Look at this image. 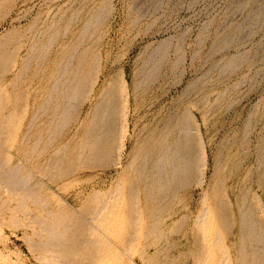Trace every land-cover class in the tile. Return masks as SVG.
I'll return each instance as SVG.
<instances>
[{
    "label": "rangeland",
    "instance_id": "rangeland-1",
    "mask_svg": "<svg viewBox=\"0 0 264 264\" xmlns=\"http://www.w3.org/2000/svg\"><path fill=\"white\" fill-rule=\"evenodd\" d=\"M72 81L67 114L50 92ZM110 89L126 130L100 157L78 146ZM184 115L199 165L138 210L136 165ZM252 224L264 236V0H0V264H264Z\"/></svg>",
    "mask_w": 264,
    "mask_h": 264
},
{
    "label": "bare ground",
    "instance_id": "bare-ground-1",
    "mask_svg": "<svg viewBox=\"0 0 264 264\" xmlns=\"http://www.w3.org/2000/svg\"><path fill=\"white\" fill-rule=\"evenodd\" d=\"M84 55L85 53L82 51L79 55L78 62H81L84 59ZM72 84L73 81L72 83L68 82L60 89H57L55 86L50 92H57V104L55 108H60L63 113L67 114L70 111V104L66 106L64 99H69L71 96L79 98L81 95H86L87 93L85 88L75 89ZM112 91L113 90L110 89L106 93L104 101L99 102L94 109L92 117L94 131L91 136L94 140H97V143H84L82 148L78 146L80 150L90 148L94 150L93 155L99 154L100 157H104L109 153V149L113 147V143L116 140L115 135H117L118 129L123 127L124 131L126 130L125 111L122 114L125 121H122L121 123L117 119L120 112L119 106L121 92L119 93L117 90H114V92ZM78 104L79 103L76 105ZM122 105L124 106V102ZM190 124V119L186 115L181 116L176 122V125H174V128H176L175 130L167 129L169 133L167 138L168 142L164 144L162 141H159L160 143L156 147L149 148L147 151L142 153V158L136 165L138 178H141V181H137L135 186L131 189V195L136 199V208L138 207V210L142 205L145 208L150 202L149 197H143L140 195L141 191H147L150 189H153L154 192L159 191L160 186H163L167 190L175 189L176 187L178 188L190 179L192 171L198 167L199 164L194 158V156H197V152H195L197 140L193 133L190 134L189 132L192 130ZM88 137L89 135L87 138ZM160 139L161 136L159 137V140ZM7 170H9V168ZM12 170L14 171V169H11L10 172H6L13 174L14 172ZM167 196L169 195L162 194V198H166ZM102 206L103 204L100 209H102ZM96 212L98 213V211ZM185 221H188V219ZM252 225V227L249 226L246 229V234L251 237L256 235L257 240L262 244V246L260 249H255L250 253L252 255L255 253L260 256L262 262L264 263V236H257V226L255 224ZM193 252V259H198L201 256V249H199L198 246L195 247Z\"/></svg>",
    "mask_w": 264,
    "mask_h": 264
}]
</instances>
